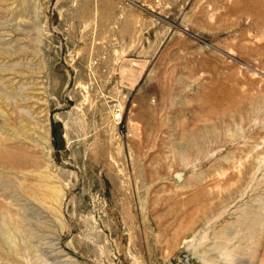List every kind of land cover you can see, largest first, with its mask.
I'll return each instance as SVG.
<instances>
[{
	"label": "rangeland",
	"instance_id": "obj_1",
	"mask_svg": "<svg viewBox=\"0 0 264 264\" xmlns=\"http://www.w3.org/2000/svg\"><path fill=\"white\" fill-rule=\"evenodd\" d=\"M0 264H264V0H0Z\"/></svg>",
	"mask_w": 264,
	"mask_h": 264
}]
</instances>
